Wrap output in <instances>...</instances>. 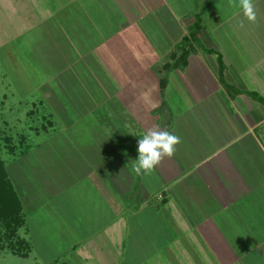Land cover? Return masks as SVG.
<instances>
[{"label": "crops", "instance_id": "crops-1", "mask_svg": "<svg viewBox=\"0 0 264 264\" xmlns=\"http://www.w3.org/2000/svg\"><path fill=\"white\" fill-rule=\"evenodd\" d=\"M239 2L13 4L32 46L9 108L23 105L11 116L28 126L9 154L27 173L8 175L27 237L54 230L72 264H264V0H252L255 21ZM198 14L212 52L164 68ZM148 131L179 142L138 175Z\"/></svg>", "mask_w": 264, "mask_h": 264}, {"label": "rangeland", "instance_id": "rangeland-1", "mask_svg": "<svg viewBox=\"0 0 264 264\" xmlns=\"http://www.w3.org/2000/svg\"><path fill=\"white\" fill-rule=\"evenodd\" d=\"M13 4L16 7L24 5L23 0H0V163L5 165L8 175L10 174L13 181H15L14 175L23 173L27 164L23 158L12 161L9 154L24 149V141L19 140L21 136L17 133L20 132V129H26L28 126L23 128L24 125L15 123L16 121L11 116V114L17 111L23 115L25 112L23 105L18 106L17 109L13 108L12 111L9 108L10 104L15 105L14 102L18 97H23L24 95L23 87L25 86V82L23 76L26 68L23 66L22 61L24 62V59H26V53L27 56L32 53V46L28 47L25 45L26 32H21L23 31L20 29V26H22L21 17L16 12H13L16 11ZM74 7H77V5L75 4ZM15 14L16 16H14ZM10 85L13 88L11 90ZM5 87H7L8 91ZM20 88H23V90L21 91ZM4 91H7V94ZM11 93L13 94L11 95ZM27 132L28 134L32 133L30 130H27ZM56 142L57 139L50 143L55 146ZM97 143L99 142L97 141ZM37 155H39L38 152ZM67 158L65 157V164H71V159L69 158L72 157H69L68 160ZM17 179L16 181H18ZM24 181L23 178L22 183L26 187L30 186L27 188L30 191L32 184ZM14 186L18 188L15 183ZM20 189L23 191L22 188ZM7 192L5 190V193L8 195L9 191ZM0 194L3 195L1 188ZM1 201L4 202L3 208L6 216L3 215L0 218V246L3 248L0 250V264H72V261L68 262L67 259L69 253L64 254L60 252V249H62L61 245L66 238L64 239L63 236L56 235L54 230L48 233L45 231L41 234L39 229L31 230L30 236L27 237L23 227V213L16 214L12 198L8 197L4 199L0 196V203ZM34 231L37 235L34 234ZM28 238L32 242V247H29V250L28 242L26 241ZM48 241L51 246L48 245ZM12 252L21 255L28 253V255L20 257L12 254ZM55 258L59 260L56 263L53 262Z\"/></svg>", "mask_w": 264, "mask_h": 264}, {"label": "trees", "instance_id": "trees-1", "mask_svg": "<svg viewBox=\"0 0 264 264\" xmlns=\"http://www.w3.org/2000/svg\"><path fill=\"white\" fill-rule=\"evenodd\" d=\"M200 23H201L200 15L198 14L196 16V20L194 21V23L192 24V26L189 29V33L182 37V39L176 44L174 51H172L171 63L165 64L163 66L164 68L183 67L186 64L187 56L191 52L195 51L197 48L203 49L204 51H207V52H212V50L205 49L201 45V42L199 40V33H200V27H201ZM223 71H224V65H223V62H222L220 56H218V74H219V78L222 81V83L225 84V82L223 80ZM250 94L255 96V97H259L254 92H250ZM0 188L2 189V193H3V195L0 194V196H2V198H4V199H6L8 197L12 198V203H13L14 207L16 208L15 209L16 214L20 213L21 212V205H20L19 199L17 198V195L12 188L11 182L8 178L6 167H5V165H3V163H0ZM5 190H6V192L9 191L8 195L5 193ZM3 201H1V203H0V218H2L3 215L6 216V214L4 213L5 211L3 208L4 207ZM1 249H3V248H1V246H0V250ZM28 250H29V245H28ZM15 253L12 252V254L18 255L20 257H26L28 255V253L25 255L15 254Z\"/></svg>", "mask_w": 264, "mask_h": 264}, {"label": "clouds", "instance_id": "clouds-1", "mask_svg": "<svg viewBox=\"0 0 264 264\" xmlns=\"http://www.w3.org/2000/svg\"><path fill=\"white\" fill-rule=\"evenodd\" d=\"M239 7L244 17L249 21H255L252 0H240ZM179 142V137L167 131H148L138 141L137 158L133 164L134 171L139 174H147L160 161L164 155L171 156L175 151L174 145Z\"/></svg>", "mask_w": 264, "mask_h": 264}]
</instances>
